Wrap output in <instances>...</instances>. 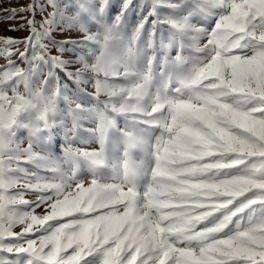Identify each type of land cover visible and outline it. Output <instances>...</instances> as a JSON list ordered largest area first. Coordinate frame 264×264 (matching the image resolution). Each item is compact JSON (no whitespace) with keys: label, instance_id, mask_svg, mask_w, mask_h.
<instances>
[{"label":"snow or ice","instance_id":"6c2138e0","mask_svg":"<svg viewBox=\"0 0 264 264\" xmlns=\"http://www.w3.org/2000/svg\"><path fill=\"white\" fill-rule=\"evenodd\" d=\"M152 3L176 6L172 0ZM191 3L194 12L214 17V24L206 29L187 19L164 21L176 30L178 51L159 65L154 49L138 52L129 42L115 55L108 50L112 29L90 30L93 23L104 24L111 0H78L70 15L61 0H31L5 9V20L19 16L23 21L10 30L27 27L30 32L25 39L0 37V57L7 61L0 67V255L5 259L21 264H92L90 257L95 264H264V0ZM135 6L134 0H122L113 26ZM37 14L43 19L38 21ZM58 24L82 38L69 35L57 46L43 43ZM185 34L202 55L185 54L179 39ZM93 41H103L105 49L94 63L64 47ZM50 45L59 55L49 54ZM189 59L193 66L181 71ZM70 65L80 67L67 71ZM56 69L82 85L91 82V76L83 79L88 73H103L104 80L95 81L96 96L103 92L109 101L102 109L85 108L66 95L60 81L49 87ZM110 78L116 79L109 83ZM207 85L214 91L196 100L182 95L185 88ZM222 96L237 103H225ZM58 97L67 102V111L54 120L49 113ZM30 113L34 118H26ZM83 113L99 121L93 129L99 151L73 147ZM120 115L123 129L116 124ZM56 126L64 129V156L92 165L90 180L79 179L74 169L61 170L40 146ZM22 129L28 130L26 137L18 135ZM109 129L119 132L126 145L124 156L111 164L105 153ZM133 147L149 156L147 166L132 160ZM109 166L111 176L99 173ZM42 169L52 175H42ZM26 191L36 199H25ZM42 206L49 209L46 214H35ZM157 209L165 216L153 222L149 213ZM169 214L181 223L170 222ZM17 225L22 230L14 231Z\"/></svg>","mask_w":264,"mask_h":264},{"label":"rangeland","instance_id":"374dc122","mask_svg":"<svg viewBox=\"0 0 264 264\" xmlns=\"http://www.w3.org/2000/svg\"><path fill=\"white\" fill-rule=\"evenodd\" d=\"M31 0H0V37L2 38H16V39H25L30 34L27 27L20 29L19 31L10 30L13 27L19 28L21 21L20 17L17 16L13 20H5L3 17L5 15V9L19 8L30 3ZM39 3H46V0H38ZM78 0H61L66 11L69 15L76 11V4ZM122 0H111V8L104 14V24L96 25L92 24L90 30L96 32L98 28L102 29L108 27L111 30V36L108 40V50L115 55L122 54L129 42H134L135 48L138 52H143L145 49L150 52L155 50V63L159 65L160 61H163L167 56L175 57L178 51V47L175 43L177 39L176 30L173 27L164 21H181L187 19L189 23L195 24L206 29H210L214 24V17H207L200 15L193 10V5L191 0H172V4L176 6H153L152 0H134L136 6L133 7L126 13V16L115 23L113 26L112 18H115L117 13L120 11V5ZM25 17H29V13L23 14ZM145 17L147 18L145 20ZM36 19L39 21L43 17L37 14ZM155 22V23H154ZM71 38L80 39L83 34L71 29L65 28L63 24H58L55 30L51 35L43 41L45 44H52L53 46L61 45L65 38L68 36ZM179 39L185 44V54L200 56L202 54L195 53L191 48L193 42V37L191 35L185 34ZM202 40V38H201ZM149 44H151V49H149ZM64 47L68 50L69 53L73 51H78L82 56L89 61V63L95 62V57L100 55L105 49L103 41L101 42H89L87 45H81L79 48H75L74 45L65 44ZM22 48V46H21ZM50 55H59L55 47L50 45ZM67 59L68 57H64ZM75 55L72 56V59H75ZM16 60V63L21 67H25L20 60L16 57H13ZM7 63L4 57H0V67L4 66ZM144 60L142 57H138L137 65L142 67ZM193 66V60L189 59L181 66V71H188ZM80 65H70L67 71H75ZM158 70V68H157ZM89 76L92 77L91 82L87 85H82L79 80L71 81L65 75L64 71L59 69L55 70L54 76L49 78V87L55 85L56 81H60L64 85V90L66 95L78 99L79 102L85 108L95 109L97 107L103 108L104 103L109 101V97L103 92L100 93L99 97L96 96L95 81L96 79L104 80L103 73L99 76H96L95 73H88L83 77V79H88ZM113 79L110 78L109 83L113 82ZM119 83H124V81L118 80ZM67 111V102L61 98H57L53 110L49 113V117L54 120H59L65 116ZM85 119L81 122V129L79 135L73 140V147H79L86 151H99L100 144L93 134V129L96 128L99 123L94 116L89 113L82 114ZM26 118H34L33 114H27ZM116 124L118 128H125L126 121L124 116H116ZM157 134L154 133L153 135ZM21 137H26L28 135L27 129H22L18 133ZM109 139L105 145V153L108 158L109 163H114L118 158H122L125 153L126 145L123 141L121 134L114 129H109L108 133ZM65 135L64 129L62 127L56 126L51 129L49 135L43 137L40 141V146L46 153V155L57 165L61 170L67 171L74 169L78 178L82 180H90L93 172L92 165L84 160L79 158L76 160H69L66 158L62 151V146L65 144ZM154 143V140H153ZM26 146V142H25ZM130 156L133 161L137 163H143L145 166L150 162L149 156L138 147H133L129 149ZM31 167V166H29ZM101 175L106 177L112 175L111 167H106L99 170ZM41 174L45 176H51L52 173L47 172L46 170H41ZM12 191H15L13 189ZM73 191L75 189L73 188ZM25 199L33 201L36 199L35 195L31 192H25ZM21 210H31L21 206ZM49 209L46 206L35 209V214L44 215ZM123 211L122 207L120 209ZM68 217L62 218L61 222H65ZM22 230L21 226L17 225L14 231ZM92 261V264H95L94 258H89ZM0 264H21L20 261H12L11 258L5 259L3 255H0Z\"/></svg>","mask_w":264,"mask_h":264},{"label":"clouds","instance_id":"9594fccd","mask_svg":"<svg viewBox=\"0 0 264 264\" xmlns=\"http://www.w3.org/2000/svg\"><path fill=\"white\" fill-rule=\"evenodd\" d=\"M210 91H214L212 89L211 85H207L203 88H195V89L194 88H185L182 95L184 96L185 99L196 100L203 95H207ZM221 98H222L223 102H225V103H232V104L237 103L235 100H231L230 98H225L223 96ZM142 207H143V205H141V208ZM149 214H150L151 220L153 222H159L165 216V213L160 209H157L155 211H151ZM181 219L182 218H178V217L174 216L173 214L168 215V220L172 223L179 224V223H181Z\"/></svg>","mask_w":264,"mask_h":264}]
</instances>
